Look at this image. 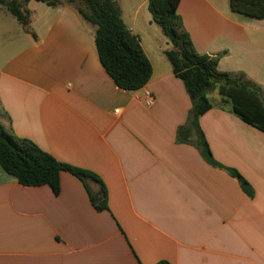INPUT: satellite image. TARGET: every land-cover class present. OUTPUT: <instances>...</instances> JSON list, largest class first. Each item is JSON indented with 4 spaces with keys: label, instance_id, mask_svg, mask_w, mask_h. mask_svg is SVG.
Returning <instances> with one entry per match:
<instances>
[{
    "label": "crops",
    "instance_id": "obj_1",
    "mask_svg": "<svg viewBox=\"0 0 264 264\" xmlns=\"http://www.w3.org/2000/svg\"><path fill=\"white\" fill-rule=\"evenodd\" d=\"M114 2L151 66L135 92L106 74L96 28L73 6L29 0L27 27L0 7V125L94 174L107 195L97 212L68 173L54 195L0 170V264H264V133L239 120L217 88L207 93L201 131L213 160L251 187L247 196L203 160L194 137L177 142L191 105L148 0ZM177 14L196 52L264 90V20L233 14L229 0H180Z\"/></svg>",
    "mask_w": 264,
    "mask_h": 264
},
{
    "label": "trees",
    "instance_id": "obj_2",
    "mask_svg": "<svg viewBox=\"0 0 264 264\" xmlns=\"http://www.w3.org/2000/svg\"><path fill=\"white\" fill-rule=\"evenodd\" d=\"M6 0H0L5 2ZM56 8L62 3L75 8L84 22L96 28L94 44L99 62L115 86L126 92L143 88L151 77V66L145 57L137 36L121 19L114 0H34ZM29 0H11L6 10L22 27L29 24L30 13L25 8ZM180 0H148L152 22L160 29L170 45L164 52L172 73L183 83L190 101L185 125L176 132L179 143H190L210 166L226 171L235 178L247 196H252L248 183L233 169L213 160L199 125L200 117L211 109L207 93L217 88L219 96L230 102L232 113L244 124L264 133V90L242 74L231 75L217 70L218 57L201 55L194 49L188 33L177 14ZM231 12L250 20H264V0H229ZM0 170L16 179L23 187L48 186L59 194L61 173H68L83 185L89 202L97 212L107 210L106 190L94 174L57 162L32 142L20 139L0 125ZM98 186L93 193L89 185ZM158 264H167L160 262Z\"/></svg>",
    "mask_w": 264,
    "mask_h": 264
},
{
    "label": "rangeland",
    "instance_id": "obj_3",
    "mask_svg": "<svg viewBox=\"0 0 264 264\" xmlns=\"http://www.w3.org/2000/svg\"><path fill=\"white\" fill-rule=\"evenodd\" d=\"M141 1L142 0H135L136 4H138V5L140 4ZM62 2H63V0H62ZM133 4H135V3H133ZM140 13H145L147 15V17H150V15L147 12V9L146 8L141 9V12ZM154 27H155V25H154Z\"/></svg>",
    "mask_w": 264,
    "mask_h": 264
},
{
    "label": "water",
    "instance_id": "obj_4",
    "mask_svg": "<svg viewBox=\"0 0 264 264\" xmlns=\"http://www.w3.org/2000/svg\"><path fill=\"white\" fill-rule=\"evenodd\" d=\"M11 0H6L5 2H0V7L2 8H8L10 5Z\"/></svg>",
    "mask_w": 264,
    "mask_h": 264
},
{
    "label": "built area",
    "instance_id": "obj_5",
    "mask_svg": "<svg viewBox=\"0 0 264 264\" xmlns=\"http://www.w3.org/2000/svg\"><path fill=\"white\" fill-rule=\"evenodd\" d=\"M146 97H147V99H146V104H147V105H150V104H151V100H152V98H151V96H150L148 93H146Z\"/></svg>",
    "mask_w": 264,
    "mask_h": 264
}]
</instances>
